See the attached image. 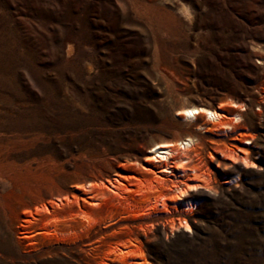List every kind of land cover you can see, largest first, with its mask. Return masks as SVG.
Listing matches in <instances>:
<instances>
[{"label": "rangeland", "instance_id": "374dc122", "mask_svg": "<svg viewBox=\"0 0 264 264\" xmlns=\"http://www.w3.org/2000/svg\"><path fill=\"white\" fill-rule=\"evenodd\" d=\"M232 102L247 106L233 132L176 116L232 119ZM187 136L213 181L186 216L67 203L88 205L78 189L96 175L136 190L155 176L149 148ZM120 250L133 264H264V0H0V264H119Z\"/></svg>", "mask_w": 264, "mask_h": 264}, {"label": "bare ground", "instance_id": "6f19581e", "mask_svg": "<svg viewBox=\"0 0 264 264\" xmlns=\"http://www.w3.org/2000/svg\"><path fill=\"white\" fill-rule=\"evenodd\" d=\"M70 51L71 46L68 48V53ZM232 106L238 109L232 119L219 108L213 109L197 105L183 107L176 112V116L188 126H194L197 131L206 130V125H212L219 132H233L237 128L236 124L238 125L244 118L241 110L247 106L236 102H232ZM201 119H204L205 124H200ZM198 142L197 137L187 136L178 141L155 143L148 150L150 153L146 156L147 166L145 168L148 170L147 172L155 173V176L151 178L144 175L133 177L136 182V190L130 189L131 186L128 187L121 179L96 175L78 189L85 191L83 196L89 200L87 201L88 205L85 206L81 200L75 202L67 199V203L69 206L77 204L80 209L86 210L88 208L101 209L113 205L123 213L134 217L168 216V213L186 216L188 211L194 208V204L186 197H190L191 192L200 188L209 189L213 181L212 175L204 169V166L192 165V162L200 156ZM222 155L232 164L242 162L245 167L251 165L248 157H241L234 150L222 151ZM167 173L170 175L168 176ZM163 175H166V178ZM116 176L120 175L115 174ZM57 205L64 206V200L58 198ZM36 211L38 212V210ZM44 211H49V209L46 208ZM83 219H85L83 224L87 229L94 228L99 223L85 213ZM172 224V231L174 228L189 229L185 218H175ZM55 236L67 239L66 234L57 233ZM120 254L123 255L119 264H133L129 262L127 252L120 250Z\"/></svg>", "mask_w": 264, "mask_h": 264}]
</instances>
